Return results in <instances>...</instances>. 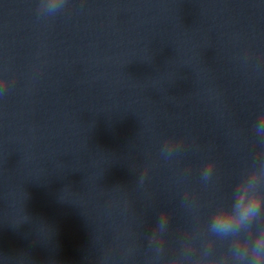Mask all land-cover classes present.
<instances>
[{
	"label": "clouds",
	"instance_id": "obj_1",
	"mask_svg": "<svg viewBox=\"0 0 264 264\" xmlns=\"http://www.w3.org/2000/svg\"><path fill=\"white\" fill-rule=\"evenodd\" d=\"M62 4L63 0H59L55 9ZM255 128L258 133H264V113L259 115ZM214 168V163L206 165L204 180L212 177ZM143 179L141 176V182ZM262 212L264 187L261 186V176L249 168L241 174L230 199L219 203L210 219L212 233L228 242V255H216L214 245H209L201 248L198 254L186 251L184 261L186 264H264V227H253L264 221ZM167 216V211L161 212L157 224L165 221ZM171 264H181V258L173 256Z\"/></svg>",
	"mask_w": 264,
	"mask_h": 264
}]
</instances>
